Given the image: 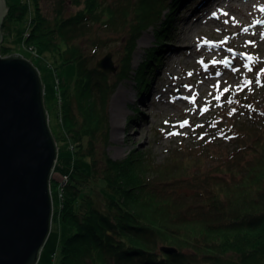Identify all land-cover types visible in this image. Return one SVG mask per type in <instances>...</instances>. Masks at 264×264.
<instances>
[{
    "label": "trees",
    "instance_id": "16d2710c",
    "mask_svg": "<svg viewBox=\"0 0 264 264\" xmlns=\"http://www.w3.org/2000/svg\"><path fill=\"white\" fill-rule=\"evenodd\" d=\"M144 1L72 0L77 13L62 17L60 7L51 21L34 0L26 46L51 56L56 71L78 66L75 80L58 73L61 103L55 99L78 161L63 208L53 215L60 227V264H264V110L256 98L245 97L241 107L250 108L249 117L237 118L231 133L219 136L235 145L232 152H221L214 135L196 132L193 138L201 146L175 145L163 164L138 150L121 161L109 155L107 106L127 70L122 62L115 78L101 71L99 52L111 37L154 27L163 8L176 11L183 2ZM9 8L5 34L25 23L29 12L22 3ZM161 27L159 42L167 33ZM9 49L4 42L0 56H8ZM62 153L59 148V158ZM56 172L68 171L57 167Z\"/></svg>",
    "mask_w": 264,
    "mask_h": 264
},
{
    "label": "rangeland",
    "instance_id": "374dc122",
    "mask_svg": "<svg viewBox=\"0 0 264 264\" xmlns=\"http://www.w3.org/2000/svg\"><path fill=\"white\" fill-rule=\"evenodd\" d=\"M179 1L183 2L176 11L171 8L173 11L170 9V12H168V9L166 10V8L169 5L163 8V11L167 12L164 13L160 23H156L154 27L150 28L149 31L142 35L140 40L148 36L150 38V43L143 49H140L138 43V50L135 52L136 55H134L131 68L132 71H136V69L140 67L143 72L144 68L146 70V67H149V63H151V65H153L152 72L156 78L160 74L166 81L172 78L168 69L166 68L164 70V68L162 69L163 66L161 67L165 61L163 51L164 48L167 49V47L170 46V39L173 34H177L175 37H178L182 27H178V25L175 24V26H172V29L169 30L170 25L167 24L166 28H164L165 31L168 30L169 35L161 42H159V30L162 28V22L167 23V20H171L172 18L174 20L179 18L181 20L186 16H191L194 11V6H188L181 12L180 9L183 7V4L188 2V0ZM38 2L42 7L43 14L51 21L58 17L57 13L60 7L64 8L63 12L60 10L62 17L73 16L79 9L75 6L72 0H38ZM61 2H64L63 7L61 6L62 4L59 5ZM21 3L24 6H27L29 11L25 23L12 25L9 34H5L3 26H0V32L3 37V43L5 42V45L10 48L9 54L6 58L13 54H18L28 61L31 60L34 65L39 68L42 82L47 90L45 106L50 111L51 122H49V125L53 135L60 140H56L59 142V144L56 142L57 147L62 145V148L60 149L63 150L61 157L58 158L56 168L60 167L68 171L65 174H61L60 172H56L55 168V172L52 176L50 184L54 215L56 210H61L63 208L64 191L69 184L71 175L78 163L76 149H74L76 145L74 146V143L70 140L71 138H69L66 133L64 134L62 122L58 117L59 112L55 102V86L57 80H59L61 84V79L59 78L58 73L65 79L75 80L78 75V66L76 63H71L56 71L55 68L59 66L53 61L51 56L43 55L39 49H36V52L29 50L28 46L25 44L24 35L29 33L32 25V17L35 13L34 0H6L7 7H9V4ZM9 11L6 17L8 16ZM6 17L4 21L6 20ZM220 19L223 20V16H221ZM257 25L258 36L264 37V20L258 22ZM103 33L105 32H101L105 37V34ZM197 38L199 39L196 41L197 43H205L210 46L222 44L223 47L221 48V52L223 55H219L218 59L215 61L208 62L203 58H200L197 64L186 63V70L191 73V77L195 84H198L197 79L200 73L208 76L221 73L224 75L225 72H229L238 63H241L244 67L242 79H240L236 85L220 81L215 84L210 93L199 91L198 89H196L194 93L189 92L187 94V111L184 107L176 106L166 110L168 113L165 114V110H161L160 113L154 109H152L151 112L147 110L141 103L142 96L140 95V91H143L144 96L148 97L152 94V89H157L159 91L166 89V94L168 95L167 99L175 100V97H180L181 94L179 84L176 88L174 87L170 90L168 87L164 86V84H160L156 80V85L152 84L148 89H143L139 82L144 73L146 75L148 74L145 70L142 76L137 75L134 78L122 81L107 106L110 116V142L112 143L109 146L110 148L108 147V152L114 160H125L131 152L138 150L145 154L150 153L153 155V159L156 162L155 164H163L168 158V152L175 145L182 143L189 147H194L196 145L201 146L199 142H196V138H193L196 132H201L204 135H214L215 137L212 136L214 140H220L223 144H221V152H232L235 149V145L225 137L219 139V136L224 133L223 131H225L227 135L230 134L233 123H239H237V118H239V121L241 122L249 117L248 114L250 108L245 107L242 109L241 107L244 104L245 97L248 96L251 98V96H253L256 98V104L264 110V48H260V46L254 44L251 39H247L246 41L248 42L243 46H234V48L231 49V46L228 43H225L228 41L229 35L222 36L220 32H215L210 29L200 30L197 34ZM85 41L88 43V40L85 39ZM154 50H158L156 54L157 58H155V60H150L149 56H151ZM234 51H236L238 56H235V58H228L227 53L233 54ZM140 52H144L143 57L135 63L137 54H140ZM108 54L112 55L114 65L117 68V72L108 75L115 78L123 58H125V56H123L122 41H113L109 46L101 49L96 64ZM148 61L150 62L147 64ZM154 63H157V66H155ZM150 70L151 66L147 71L149 72ZM225 78L230 80L232 79V76L229 74L225 76ZM129 90H132L133 92L134 96L132 99L134 103L127 108L123 106V110L126 111L127 117L123 116L118 118L116 114V111L118 110L116 107L117 99L124 96ZM142 126L143 134L140 135ZM62 137H64L63 142L61 141ZM208 139H210V137ZM67 144H69V147ZM85 168L87 169L86 166ZM53 177H56L57 180L53 179ZM59 243L60 227L55 223L51 226L50 235L42 249L38 264H60Z\"/></svg>",
    "mask_w": 264,
    "mask_h": 264
},
{
    "label": "water",
    "instance_id": "95a60500",
    "mask_svg": "<svg viewBox=\"0 0 264 264\" xmlns=\"http://www.w3.org/2000/svg\"><path fill=\"white\" fill-rule=\"evenodd\" d=\"M8 11L0 0V26ZM97 68L117 72L111 54ZM44 90L31 60L0 56V264H38L51 232L50 183L59 154Z\"/></svg>",
    "mask_w": 264,
    "mask_h": 264
},
{
    "label": "bare ground",
    "instance_id": "6f19581e",
    "mask_svg": "<svg viewBox=\"0 0 264 264\" xmlns=\"http://www.w3.org/2000/svg\"><path fill=\"white\" fill-rule=\"evenodd\" d=\"M152 1L154 0H145L144 2L150 3ZM188 6H194V11L191 16H186L187 18L184 17L181 20L179 18L174 20L172 18L171 20H167V23L162 22V26H166L167 24L170 25L169 30H171L172 26L174 27L175 24L178 25V27H182L178 37H175L177 34H173L170 39V46L167 47V49L164 48L163 51L165 63L163 62L161 67L163 66L162 69L164 68V70L167 68L169 73L172 75V78L166 81L161 74L156 78L154 73L150 71V74H147V77L145 76L146 84H144L143 87L148 89L152 84L156 85L157 83L155 82L158 81L160 84H164V86L171 90L174 87L176 88L179 84V89L181 91L180 97H175V100H168L166 89L163 91L152 89V94L148 97L144 96L143 91H140V95L142 96L141 103L150 112L152 109L156 110L158 113H160L161 110H165V114L168 113L166 110L176 106L186 108L188 105L187 94L189 92L194 93L196 89H198L199 91L210 93L215 84L220 81L236 85L240 79H242L244 67L241 63H238L229 72H225L224 75L221 73L208 76L200 73L197 79L198 84H195L193 78L191 77V73L186 70V63L197 64L200 58H203L208 62L213 60L215 61L218 59L219 55H223L221 52V48L223 47L222 44L210 46L205 43L196 42L199 40L197 38V34L200 30L210 29L215 32H220L222 36L229 35V39L225 43H228L231 46V49L234 48V46H243L248 42L246 41L247 39H251L254 44H258L262 49L264 48V37H259L257 33V23L264 20V0H188L187 3L183 4L180 11L182 12ZM166 12L167 11H165V13ZM168 12H170V9ZM221 16H223V20L220 19ZM150 28L141 32L139 31V28H137L131 35L126 36V38H124L122 34L111 37L113 41H122L123 56H125V59L123 58L122 62L124 66H126L127 70L123 81L128 80L129 78H134L137 75H142L140 67L136 69V71H132L131 68L134 55H136L135 52L138 50V43L140 49L147 47L150 43V38L148 36L140 40L142 35L149 31ZM168 35L169 32L167 30V34L164 37L166 38ZM2 43L3 42L1 41L0 45H2ZM143 53L144 52H140V54H137L135 63L142 59ZM227 56L228 58H235L238 54L234 51L233 54L227 53ZM149 62L150 61H148L147 64ZM229 74L232 76V79L230 80L225 78V76ZM57 81L59 82V80ZM117 89L118 86L116 87V90ZM58 90L61 93L60 84L58 85ZM133 96L132 90H129L124 96L119 97V100L117 99L116 107L118 110L116 111V114L118 118L123 116L127 117V113L123 110V106L127 108L132 105L134 103L132 99ZM187 108L185 109L186 111ZM142 134L143 126L140 130V135ZM58 148H62V145ZM53 219L54 216L52 215V221Z\"/></svg>",
    "mask_w": 264,
    "mask_h": 264
},
{
    "label": "built area",
    "instance_id": "2783aa9c",
    "mask_svg": "<svg viewBox=\"0 0 264 264\" xmlns=\"http://www.w3.org/2000/svg\"><path fill=\"white\" fill-rule=\"evenodd\" d=\"M24 36H25V39H27L29 37V33H26ZM29 50L32 51V52H36V49H34V48H29ZM37 70L39 71V68H37ZM39 73H40V71H39ZM40 75H41V73H40ZM59 84L60 83L57 81L56 82V86H55V99L57 100L58 103H61L62 96H61V93L58 90V85ZM46 98H47V90H46V87H45V90H44V99H46ZM48 116H49V122H51V116H50L49 111H48ZM58 154H59V148H58ZM51 180H52V178H51ZM50 189H51V184H50Z\"/></svg>",
    "mask_w": 264,
    "mask_h": 264
}]
</instances>
